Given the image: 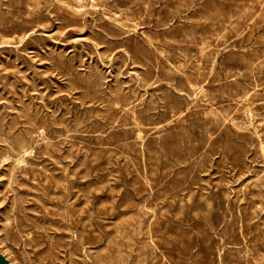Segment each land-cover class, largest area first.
Listing matches in <instances>:
<instances>
[{
    "label": "rangeland",
    "instance_id": "obj_1",
    "mask_svg": "<svg viewBox=\"0 0 264 264\" xmlns=\"http://www.w3.org/2000/svg\"><path fill=\"white\" fill-rule=\"evenodd\" d=\"M1 1L0 257L7 264H264V0Z\"/></svg>",
    "mask_w": 264,
    "mask_h": 264
},
{
    "label": "bare ground",
    "instance_id": "obj_2",
    "mask_svg": "<svg viewBox=\"0 0 264 264\" xmlns=\"http://www.w3.org/2000/svg\"><path fill=\"white\" fill-rule=\"evenodd\" d=\"M1 1V0H0ZM17 1V0H16ZM34 1V0H33ZM46 1H48V0H46ZM72 1V0H71ZM105 1V0H104ZM155 1V0H154ZM180 1V0H179ZM261 1V0H260ZM2 2V1H1ZM15 2V1H14ZM61 2V1H60ZM81 2V1H80ZM108 2H110L109 0H108ZM141 2V1H140ZM148 2V1H147ZM163 2H164V0H163ZM173 2V1H172ZM178 2V1H177ZM196 2V1H195ZM201 2V1H200ZM206 2V1H205ZM258 2V1H257ZM264 2V1H263ZM34 3H36V2H34ZM69 3V2H68ZM145 3V2H144ZM161 3V2H160ZM174 3V2H173ZM179 3H181V1L179 2ZM197 3H199V2H197ZM196 3V4H197ZM2 4H4V3H2ZM33 4V3H32ZM54 4V3H53ZM60 4H62V3H60ZM71 4V3H70ZM106 4V3H105ZM139 4V3H138ZM156 4V3H155ZM193 4H195V3H193ZM5 5V4H4ZM15 5L17 6V4H16V2H15ZM26 5V4H25ZM46 5H49V4H46ZM68 5V4H67ZM76 5V4H75ZM79 5V4H78ZM83 5V4H82ZM179 5V4H178ZM192 5V4H191ZM200 5H201V3H200ZM203 5V4H202ZM60 6V5H59ZM66 6V5H65ZM72 6V5H71ZM95 6V5H94ZM115 6V5H114ZM179 6H181V4L179 5ZM215 6V5H214ZM18 7H20V6H18ZM29 7V6H28ZM35 7V6H34ZM80 7H82V6H80ZM151 7V6H150ZM157 7V6H156ZM184 7V6H183ZM204 7V6H203ZM24 8V7H23ZM36 8V7H35ZM176 8V7H175ZM193 8V7H192ZM250 8V7H249ZM34 9V8H33ZM69 9V8H68ZM116 9V8H115ZM144 9V8H143ZM148 9H150V8H148ZM177 10H178V8H176ZM194 9V8H193ZM218 9V8H217ZM4 10H5V8H4ZM7 10V9H6ZM150 10H152V9H150ZM179 10H181V9H179ZM184 10V9H183ZM216 10V9H215ZM74 11V10H73ZM102 11V10H101ZM139 11V10H138ZM146 11V10H145ZM204 11V10H203ZM240 11V10H239ZM2 12V11H1ZM0 12V13H1ZM30 12H33V11H30ZM43 12V11H42ZM70 12H72V11H70ZM76 12H78V11H76ZM148 12V11H147ZM152 12V11H151ZM172 12V11H171ZM182 12V11H181ZM185 12V11H184ZM245 12V11H244ZM37 13V12H36ZM68 13V12H67ZM111 13V12H110ZM192 13H193V11H192ZM205 13V12H204ZM219 13H220V11H219ZM4 14V13H3ZM12 14V13H11ZM26 14V13H25ZM61 14V13H60ZM73 14V13H72ZM148 14V13H147ZM221 14V13H220ZM244 14V13H243ZM242 14V15H243ZM250 14V13H249ZM248 14V15H249ZM41 15V14H40ZM126 15V14H125ZM212 15H214V14H212ZM219 15V14H218ZM223 15V14H222ZM227 15V14H226ZM225 15V16H226ZM2 16V15H1ZM12 16V15H11ZM26 16V15H25ZM24 16V17H25ZM29 16H32L31 15V13H30V15ZM77 16H78V14H77ZM109 16V15H108ZM149 16V15H148ZM168 16H169V13H168ZM217 16V15H216ZM220 16V15H219ZM231 16V15H230ZM245 16V15H244ZM260 16V15H259ZM3 17V16H2ZM5 17V16H4ZM8 17V16H7ZM22 17V16H21ZM111 17V16H110ZM116 17V16H115ZM167 17V16H166ZM172 17H173V15H172ZM179 17V16H178ZM203 17H204V15H203ZM212 17V16H211ZM237 17H238V15H237ZM13 18V17H12ZM38 18H39V15H38ZM77 18H79V17H77ZM105 18V17H104ZM113 18V17H112ZM169 18V17H168ZM187 18V17H186ZM215 17H213V19H214ZM245 18V17H244ZM243 18V19H244ZM252 18V17H251ZM250 18V19H251ZM260 18V17H259ZM5 19V18H4ZM7 19V18H6ZM26 19V18H25ZM119 19V18H118ZM126 19V18H125ZM132 19V18H131ZM144 19V18H143ZM173 19V18H172ZM189 18H187V20H188ZM236 19V18H235ZM246 19V18H245ZM258 19V18H257ZM14 20V19H13ZM22 20V19H21ZM31 20V19H30ZM109 20V19H108ZM148 20V19H147ZM151 20V19H150ZM163 20V19H162ZM166 20V19H165ZM169 20V19H168ZM218 20H220L219 18H218ZM225 20V19H224ZM236 20H238V19H236ZM242 20V19H241ZM17 21V20H16ZM133 21H134V19H133ZM155 21H156V19H155ZM167 21V20H166ZM165 21V22H166ZM201 21H202V19H201ZM208 21V20H207ZM13 22V21H12ZM19 22V21H18ZM130 22V21H129ZM136 22V21H135ZM151 22V21H150ZM191 22V21H190ZM204 22V21H203ZM239 22V21H238ZM254 22V21H253ZM142 23V22H141ZM140 23V24H141ZM171 23V22H170ZM186 23V22H185ZM195 23V22H194ZM198 23V22H197ZM206 23V22H205ZM204 23V24H205ZM231 23V22H230ZM260 23V22H259ZM258 23V24H259ZM264 23V22H263ZM2 24V23H1ZM11 24V23H10ZM10 24H9V26H10ZM24 24V23H23ZM114 24V23H113ZM143 24V23H142ZM212 24V23H211ZM240 24H241V22H240ZM261 24V23H260ZM3 25V24H2ZM17 25V24H16ZM128 25V24H127ZM131 25V24H130ZM139 25V24H138ZM199 25H201V24H199ZM4 26V25H3ZM14 26V25H13ZM19 26V25H18ZM132 26V25H131ZM198 26V25H197ZM264 26V25H263ZM20 27V26H19ZM130 27V26H129ZM179 27V26H178ZM230 27V26H229ZM25 28V27H24ZM26 28H29V27H26ZM122 28V27H121ZM138 28V27H137ZM234 28V27H233ZM240 28V27H239ZM12 29V28H11ZM21 29H22V26H21ZM20 29V30H21ZM247 29V28H246ZM249 29V28H248ZM3 30V29H2ZM19 30V31H20ZM126 30V29H125ZM136 30V29H135ZM214 30V29H213ZM1 31V30H0ZM3 31H5V30H3ZM10 31V30H9ZM129 31V30H128ZM186 31V30H185ZM215 31V30H214ZM21 32V31H20ZM198 32V31H197ZM230 32V31H229ZM5 33H7V31L5 32ZM127 33V32H126ZM132 33V32H131ZM188 33V32H187ZM226 33V32H225ZM203 34V33H202ZM134 35V34H133ZM216 35V34H215ZM184 36V35H183ZM191 36V35H190ZM223 36V35H222ZM231 36V35H230ZM238 36V35H237ZM17 37V36H16ZM198 37V36H197ZM211 37V36H210ZM209 37V38H210ZM226 37V36H225ZM136 38H138V37H136ZM187 38V37H186ZM206 38V37H205ZM232 38V37H231ZM243 38V37H242ZM252 38H253V36H252ZM17 39V38H16ZM134 39V38H133ZM139 39V38H138ZM180 39V38H179ZM221 39V38H220ZM255 39V38H254ZM185 40V39H184ZM197 40H198V38H197ZM134 41V40H133ZM166 41V40H165ZM226 41V40H225ZM150 42H152V41H150ZM181 42V41H180ZM183 42V41H182ZM184 43V42H183ZM199 43H200V41H199ZM210 43V42H209ZM208 43V44H209ZM212 43V42H211ZM210 43V44H211ZM150 44V43H149ZM172 44V43H171ZM200 44H202V43H200ZM203 45V44H202ZM205 47V46H204ZM209 47V46H208ZM242 47V46H241ZM257 48V47H256ZM198 49V48H197ZM204 49H207V48H204ZM236 49V48H235ZM193 51V50H192ZM197 51V50H196ZM195 51V52H196ZM234 51H236V50H234ZM261 51V50H260ZM155 52V51H154ZM181 52V51H180ZM156 53V52H155ZM206 53H208V51L206 52ZM236 53V52H235ZM161 54V53H160ZM163 54V53H162ZM193 54V53H192ZM210 54H211V51H210ZM23 55V54H22ZM203 55V54H202ZM226 55V54H225ZM229 55V54H228ZM24 56V55H23ZM169 56H170V54H169ZM181 56V55H180ZM191 56V55H190ZM210 56V55H209ZM161 57V56H160ZM173 57V56H172ZM188 57H189V55H188ZM212 57V56H211ZM215 57V56H214ZM21 58H22V56H21ZM24 58V57H23ZM165 58V57H164ZM166 58H168V57H166ZM184 58V57H183ZM199 58V57H198ZM256 58V57H255ZM60 60H61V58H60ZM187 60V59H186ZM240 60H243V59H240ZM162 61V60H161ZM183 61V60H182ZM217 61V60H216ZM60 62H62V61H60ZM160 62V61H159ZM186 62V61H185ZM188 62V61H187ZM198 62V61H197ZM69 63V62H68ZM147 63V62H146ZM152 63V62H151ZM199 63V62H198ZM210 63V62H209ZM245 63V62H244ZM251 63V62H250ZM261 63V62H260ZM150 64V63H149ZM170 64V63H169ZM173 64V63H172ZM215 64V63H214ZM218 64V63H217ZM171 65V64H170ZM173 65H176V64H173ZM263 65V64H262ZM154 66H156V65H154ZM197 66V65H196ZM153 67V66H152ZM159 67H160V65H159ZM195 67V66H194ZM258 67V66H257ZM182 68V67H181ZM217 68H219V67H217ZM165 69H167L166 67H165ZM174 69V68H173ZM183 69V68H182ZM197 69V68H196ZM214 69V68H213ZM246 69V68H245ZM254 69V68H253ZM256 69V68H255ZM148 70H150V69H148ZM168 70V69H167ZM178 70H180V69H178ZM195 70V69H194ZM262 70V69H261ZM172 71V70H171ZM185 71V70H184ZM213 71V70H212ZM216 71V70H215ZM170 72V71H169ZM177 72V71H176ZM199 72V71H198ZM211 73V72H210ZM231 73V72H230ZM244 73H246V72H244ZM199 74V73H198ZM204 74V73H203ZM206 74V73H205ZM221 74V73H220ZM169 75V74H168ZM181 75V74H180ZM202 75V74H201ZM262 75V74H261ZM96 77V76H95ZM198 77V76H197ZM255 77V76H254ZM83 78V77H82ZM81 78V79H82ZM87 78V77H86ZM152 78V77H151ZM150 78V79H151ZM157 78V77H156ZM77 79V78H76ZM166 79H167V77H166ZM20 80H24V79H20ZM72 80H73V78H72ZM84 80V79H83ZM82 80V81H83ZM149 80V79H148ZM152 81V80H151ZM159 81V80H158ZM174 81V80H173ZM146 82V81H145ZM148 82V81H147ZM81 83V82H80ZM142 83V82H141ZM150 83V82H149ZM255 83V82H254ZM154 84V83H153ZM174 84V83H173ZM182 84V83H181ZM26 85H28V84H26ZM174 86V85H173ZM146 87V86H145ZM180 87V86H179ZM182 87V86H181ZM257 87H259V86H257ZM261 87V86H260ZM263 87V86H262ZM96 88V87H95ZM101 88V87H100ZM144 88V87H143ZM160 88V87H159ZM146 89H147V87H146ZM162 89H163V87H162ZM167 89V88H166ZM182 89V88H181ZM194 89V88H193ZM18 90V89H17ZM96 90V89H95ZM149 90V89H148ZM159 90V89H158ZM195 90V89H194ZM202 90H205V89H202ZM201 91V90H200ZM209 91V90H208ZM211 91H214L213 89L211 90ZM22 92V91H21ZM117 92H119V91H117ZM154 92H155V90H154ZM163 92V91H162ZM168 92V91H167ZM175 92V91H174ZM186 92H188V91H186ZM203 92H205V91H203ZM229 92V91H228ZM23 93V92H22ZM21 93V94H22ZM97 93H98V91H97ZM166 93V92H165ZM169 93V92H168ZM201 93H202V91H201ZM227 93V91L225 92V94ZM149 94V93H148ZM167 94V93H166ZM98 95V94H97ZM123 95V94H122ZM224 95V94H223ZM253 95V94H252ZM262 95V94H261ZM106 96H108V95H106ZM116 96H117V94H116ZM152 96V95H151ZM151 96H150V98H151ZM166 96V95H165ZM225 96V95H224ZM254 96V95H253ZM24 97V96H23ZM29 97V96H28ZM122 97V96H121ZM120 97V98H121ZM162 97V96H161ZM167 97V96H166ZM184 97V96H183ZM192 97V96H191ZM194 97V96H193ZM192 97V98H193ZM206 97H207V95H206ZM251 97V96H250ZM102 98V97H101ZM115 98V97H114ZM123 98V97H122ZM160 98V97H159ZM163 98V97H162ZM173 98V97H172ZM209 98V97H208ZM216 98V97H215ZM153 99V98H152ZM169 99V98H168ZM167 99V100H168ZM185 100H187L186 98H184ZM211 99H213V97L211 98ZM115 100H117V99H115ZM121 100V99H120ZM125 100V99H124ZM127 100V99H126ZM132 100V99H131ZM163 100V99H162ZM197 100V99H196ZM207 100V99H206ZM122 101V100H121ZM154 101V100H153ZM152 101V102H153ZM170 101V100H169ZM172 101V100H171ZM178 101H179V99H178ZM183 101V100H182ZM104 102V101H103ZM118 102V101H117ZM149 102V101H148ZM147 102V103H148ZM185 102H187V101H185ZM126 103V102H125ZM145 103V102H144ZM143 103V104H144ZM166 103V102H165ZM203 103V102H202ZM258 103V102H257ZM260 103V102H259ZM110 104H112V103H110ZM131 104H134V103H131ZM146 104V103H145ZM176 104H177V102H176ZM185 104V103H184ZM108 105H109V102H108ZM114 105V104H113ZM121 105H122V103H121ZM179 105V104H178ZM186 105V104H185ZM124 106V105H123ZM122 106V107H123ZM140 106V105H139ZM148 106V105H147ZM147 106H146V108H147ZM152 106V105H151ZM159 106V105H158ZM168 106V105H167ZM180 106V105H179ZM188 106V105H187ZM4 107V106H3ZM138 107V106H137ZM144 107V106H143ZM160 107V106H159ZM165 107V106H164ZM248 107V106H247ZM0 108H1V106H0ZM110 108H111V106H110ZM112 108H113V106H112ZM112 108H111V110H112ZM119 108V107H118ZM135 108V107H134ZM169 108V107H168ZM176 108V107H175ZM179 108V107H178ZM180 108H182V106L180 107ZM195 108V107H194ZM230 108V107H229ZM242 108V107H241ZM142 109H144V108H142ZM149 109V108H148ZM157 109V108H156ZM25 110V109H24ZM133 110H135V109H133ZM137 110V109H136ZM145 110V109H144ZM175 110H177V109H175ZM180 110V109H179ZM179 110H178V112H179ZM188 110H190V109H188ZM243 110V109H242ZM248 110V109H247ZM246 110V111H247ZM27 110H25V112H26ZM28 111H30V110H28ZM148 111V110H147ZM168 111V110H167ZM216 111V110H215ZM239 111V110H238ZM4 112V111H3ZM129 112V111H128ZM131 112V111H130ZM135 112V111H134ZM138 112V111H137ZM142 112V111H141ZM140 112V113H141ZM145 112V111H144ZM170 112V111H169ZM168 112V113H169ZM196 112V111H195ZM112 113V112H111ZM212 112H210V114H211ZM219 113V112H218ZM221 113V112H220ZM225 113H226V111H225ZM247 113V112H246ZM251 113V112H250ZM31 114V113H30ZM117 114H119V113H117ZM127 114V113H126ZM167 114V113H166ZM170 114H172V113H170ZM177 114V113H176ZM180 114V113H179ZM189 114V113H188ZM195 114V113H194ZM227 114V113H226ZM229 114H231V113H229ZM4 115V114H3ZM8 115H10V113L8 114ZM20 115H22V114H20ZM37 115H39V114H37ZM136 115V114H135ZM142 115V114H141ZM149 115V114H148ZM191 115V114H190ZM196 115H198V113L196 114ZM204 115H206V114H204ZM215 115H217L216 113H215ZM244 115V114H243ZM32 116V115H31ZM35 116V115H34ZM33 116V117H34ZM103 116H105V115H103ZM111 116V115H110ZM116 116H118V115H116ZM126 116V115H125ZM151 116V115H150ZM168 116V115H167ZM209 116V115H208ZM225 116V115H224ZM21 117V116H20ZM130 117V116H129ZM132 117V116H131ZM138 117H140L139 115H138ZM180 117H181V115H180ZM217 117V116H216ZM252 117V116H251ZM260 117H262V116H260ZM6 118V117H5ZM23 118H24V116H23ZM25 118H27V117H25ZM42 118V117H41ZM110 118V117H109ZM118 118V117H117ZM122 118H123V116H122ZM141 118V117H140ZM148 118V117H147ZM152 118H154V116L152 117ZM159 118V117H158ZM164 118V117H163ZM193 118V117H192ZM219 118V117H218ZM247 118V117H246ZM99 119V118H98ZM126 119V118H125ZM144 119V118H143ZM150 119V118H149ZM169 119V118H168ZM3 120H4V118H3ZM27 120V119H26ZM45 120H47V119H45ZM82 120V119H81ZM84 120V119H83ZM103 120H104V118H103ZM110 120H111V118H110ZM120 120V119H119ZM128 120V119H127ZM139 120H141V119H139ZM138 120V121H139ZM145 120V119H144ZM151 120V119H150ZM159 120H161V119H159ZM165 120H167V119H165ZM164 120V121H165ZM184 120V119H183ZM182 120V121H183ZM202 120H203V118H202ZM245 120V119H244ZM25 121V120H24ZM52 121V120H51ZM99 121V120H98ZM108 120H106V122H107ZM157 121V120H156ZM174 121V120H173ZM172 121V122H173ZM197 121V120H196ZM200 121V120H199ZM249 121V120H248ZM259 121V120H258ZM2 122H4V121H2ZM55 122V121H54ZM113 122V121H112ZM115 122V121H114ZM131 122V121H130ZM133 122V121H132ZM137 122V121H136ZM147 122V121H146ZM150 122V121H149ZM171 122V123H172ZM224 122V121H223ZM0 123H1V121H0ZM8 123H9V121H8ZM11 123V122H10ZM22 123V122H21ZM20 123V124H21ZM78 123V122H77ZM108 123V122H107ZM138 123V122H137ZM150 123H152V122H150ZM170 123V122H169ZM207 123H209V122H207ZM212 123H214V122H212ZM237 123V122H236ZM23 124V123H22ZM28 124V123H27ZM44 124V123H43ZM46 124H47V122H46ZM116 124V123H115ZM123 124V123H122ZM139 124V123H138ZM156 124V123H155ZM161 124H162V122H161ZM190 124V123H189ZM192 124V123H191ZM241 124V123H240ZM4 125V124H3ZM52 125V124H51ZM81 125V124H80ZM133 125V124H132ZM201 125V124H200ZM221 125V124H220ZM243 125H244V123H243ZM15 126H16V124H15ZM67 126V125H66ZM100 126V125H99ZM126 126H128V125H126ZM134 126V125H133ZM146 126L148 127V124H146ZM175 126V125H174ZM182 126V125H181ZM242 126V125H241ZM244 126H246V125H244ZM6 127V126H5ZM4 127V128H5ZM21 127V126H20ZM22 127H24V126H22ZM26 127V126H25ZM36 127V126H35ZM48 127V126H47ZM57 127V126H56ZM79 127H81V126H79ZM104 127V126H103ZM118 127V126H117ZM186 127V126H185ZM197 127V126H196ZM252 127V126H251ZM3 128V129H4ZM14 128H16V127H14ZM13 127L11 128V129H14ZM34 128V127H33ZM53 128V127H52ZM65 128V127H64ZM75 128V127H74ZM122 128V127H121ZM128 128V127H127ZM163 128V127H162ZM172 128V127H171ZM203 128H204V126H203ZM241 128V127H240ZM253 128V127H252ZM257 128V127H256ZM2 129V128H1ZM22 130H23V128H21ZM25 129V128H24ZM32 129V128H31ZM30 129V130H31ZM37 129V128H36ZM45 129V128H44ZM51 129V128H50ZM114 129V128H113ZM154 129V128H153ZM160 129V128H159ZM173 129V128H172ZM178 129V128H177ZM184 129V128H183ZM190 129H191V127H190ZM212 129H214V128H212ZM218 129V128H217ZM18 130V129H17ZM33 130V129H32ZM47 130V129H46ZM45 130V131H46ZM75 130V129H74ZM80 130V129H79ZM82 130V129H81ZM97 130V129H96ZM131 130V129H130ZM182 130V129H181ZM219 130V129H218ZM34 131V130H33ZM48 132H49V130H47ZM58 131H60V130H58ZM164 131V130H163ZM175 131V130H174ZM178 131H180V130H178ZM208 131V130H207ZM238 131V130H237ZM250 131V130H249ZM254 131V130H253ZM47 132V133H48ZM69 132V131H68ZM79 132V131H78ZM104 132V131H103ZM107 132V131H106ZM120 131H118V133H119ZM158 132V131H157ZM2 132H0V134H1ZM4 133H6V132H4ZM11 133V132H10ZM13 133V132H12ZM20 133V132H19ZM63 133V132H62ZM101 133V132H100ZM115 133H116V131H115ZM130 133V132H129ZM138 133V132H137ZM156 133V132H155ZM200 133V132H199ZM205 133V132H204ZM203 133V134H204ZM210 132H208V134H209ZM221 133V132H220ZM17 134V133H16ZM63 134H65V133H63ZM117 134V133H116ZM173 135H174V133H172ZM171 134V135H172ZM201 134V133H200ZM207 134V135H208ZM215 134V133H214ZM213 134V135H214ZM222 134V133H221ZM258 134V133H257ZM2 135V134H1ZM11 135V134H10ZM13 135V134H12ZM30 135V134H29ZM28 135V136H29ZM62 135V134H61ZM66 135V134H65ZM80 135V134H79ZM119 135V134H118ZM129 135V134H128ZM159 135V134H158ZM183 135V134H182ZM243 135V134H242ZM5 136V135H4ZM9 136V135H8ZM60 136V135H59ZM71 136V135H70ZM72 136H74V135H72ZM111 136V135H110ZM151 136V135H150ZM184 136V135H183ZM251 136V135H250ZM6 137V136H5ZM10 137V136H9ZM21 137H23V136H21ZM20 137V138H21ZM31 137V136H30ZM46 137H47V135H46ZM65 137V136H64ZM80 137V136H79ZM84 137V136H83ZM115 137V136H114ZM152 137V136H151ZM261 137V136H260ZM17 138V137H16ZM62 138V137H61ZM70 138V137H69ZM82 138V137H81ZM107 138H108V136H107ZM131 138V137H130ZM161 138V137H160ZM170 138V137H169ZM191 138V136L188 138V139H190ZM255 138V137H254ZM2 139V138H1ZM12 139V138H11ZM44 139V138H43ZM56 139V138H55ZM109 139V138H108ZM112 139V138H111ZM151 139V138H150ZM159 139V138H158ZM166 139V138H165ZM171 139V138H170ZM174 139V138H173ZM192 139V138H191ZM3 140V139H2ZM10 140V139H9ZM30 140V139H29ZM28 139H27V141H29ZM46 140V139H45ZM79 140V139H78ZM81 140V139H80ZM83 140V139H82ZM81 140V141H82ZM114 140H115V138H114ZM146 140V139H145ZM153 140V139H152ZM164 140V139H163ZM169 140V139H168ZM194 140V139H193ZM205 140H209V139H205ZM240 140V139H239ZM252 140V139H251ZM1 141V140H0ZM24 141V140H23ZM26 141V142H27ZM71 141V140H70ZM85 142H87L86 140H84ZM83 141V142H84ZM90 141V140H89ZM185 141H186V139H185ZM215 141V140H214ZM214 141H212V142H214ZM248 141V140H247ZM255 141V140H254ZM8 142V141H7ZM12 142V141H11ZM13 142H15V141H13ZM79 142V141H78ZM112 142V141H111ZM189 142H192V140L191 141H189ZM243 142H244V140H243ZM242 142V143H243ZM19 143V142H18ZM22 142H20V144H21ZM54 143V142H53ZM70 143H72V142H70ZM100 143V142H99ZM115 143V142H114ZM145 143V142H144ZM172 143H173V141H172ZM195 143V142H194ZM241 143V142H240ZM257 143V142H256ZM15 144H16V142H15ZM34 144V143H33ZM60 144V143H59ZM72 144H74V143H72ZM71 144V145H72ZM134 144V143H133ZM132 144V145H133ZM171 144V143H170ZM212 144V143H211ZM252 144V143H251ZM258 144H259V142H258ZM9 145V144H8ZM19 145V144H18ZM117 145V144H116ZM138 145V144H137ZM157 145V144H156ZM155 145V146H156ZM179 145V144H178ZM182 145V144H181ZM245 145V144H244ZM262 145V144H261ZM17 146V145H16ZM19 146H22V145H19ZM34 146H35V144H34ZM38 146V145H37ZM60 146V145H59ZM91 146V145H90ZM125 146V145H124ZM151 146H153V145H151ZM168 146H170V145H168ZM176 146H177V144H176ZM212 146V145H211ZM256 146H258V145H256ZM23 147V146H22ZM25 147H26V145H25ZM31 147V146H30ZM39 147H40V145H39ZM42 148H43V146H41ZM61 147H62V145H61ZM72 147V146H71ZM70 147V148H71ZM95 147H97V146H95ZM121 147H122V145H121ZM120 147V148H121ZM126 147V146H125ZM138 147H139V145H138ZM160 147V146H159ZM158 147V148H159ZM164 147V146H163ZM198 147V146H197ZM223 147V146H222ZM17 148V147H16ZM50 148V147H49ZM89 148V147H88ZM94 148V147H93ZM114 148V147H113ZM153 148V147H152ZM151 148V149H152ZM168 148V147H167ZM249 148V147H248ZM30 149V148H29ZM28 149V150H29ZM66 149V148H65ZM69 149V148H68ZM72 149V148H71ZM122 149V148H121ZM150 149V150H151ZM155 149H156V147H155ZM155 149H154V151H155ZM165 149H166V147H165ZM164 149V150H165ZM177 148H175V150H176ZM246 149V148H245ZM250 149V148H249ZM248 149V150H249ZM258 149V148H257ZM261 149V148H260ZM3 150V149H2ZM9 150V149H8ZM14 150V149H13ZM17 150V149H16ZM52 150V149H51ZM73 150V149H72ZM149 150V149H148ZM174 150V151H175ZM263 150V149H262ZM22 151V150H21ZM25 151V150H24ZM60 151H61V149H60ZM98 151V150H97ZM146 151V150H145ZM180 151H182V150H180ZM198 151V150H197ZM221 151H223V150H221ZM5 152V151H4ZM18 152V151H17ZM39 152V151H38ZM50 152V151H49ZM66 152V151H65ZM70 152V151H69ZM72 153H73V151H71ZM103 152H104V150H103ZM141 152V151H140ZM151 152H153V151H151ZM164 152H166V151H164ZM177 152H178V149H177ZM183 152V151H182ZM246 152H248V151H246ZM259 152V151H258ZM257 152V153H258ZM6 153H8V152H6ZM12 153H14V152H12ZM57 153H58V151H57ZM68 153V152H67ZM127 153V152H126ZM136 153H139V152H136ZM143 153V152H142ZM150 153V152H149ZM5 154V153H4ZM41 154V153H40ZM66 154V153H65ZM70 154V153H69ZM131 154V153H130ZM160 154V153H159ZM187 154V153H186ZM3 155V154H2ZM47 155H48V153H47ZM97 155V154H96ZM103 155H105V154H103ZM121 155H123V154H121ZM126 155V154H125ZM143 155H144V153H143ZM151 155V154H150ZM155 155H156V153H155ZM163 155V154H162ZM242 155V154H241ZM261 155V154H260ZM264 155V154H263ZM16 156H18V155H16ZM66 156H67V154H66ZM70 156V155H69ZM138 156V155H137ZM158 156V158H159V155H157ZM178 156V155H177ZM204 156V155H203ZM26 157V156H25ZM38 157V156H37ZM164 157V156H163ZM193 157V156H192ZM230 157V156H229ZM246 157V156H245ZM10 158H11V156H10ZM22 158H23V156H22ZM99 158H101V157H99ZM134 158V157H133ZM157 158V157H156ZM155 158V159H156ZM205 158V157H204ZM3 159V158H2ZM38 159V158H37ZM45 159V158H44ZM66 159V158H65ZM109 159V158H108ZM123 159V158H122ZM126 159V158H125ZM136 159H138V158H136ZM145 159V158H144ZM164 159H166V158H164ZM199 159V158H198ZM5 160V159H4ZM23 160V159H22ZM25 160H26V158H25ZM36 160V159H35ZM67 160V159H66ZM152 160V159H151ZM171 160V159H170ZM19 161V160H18ZM24 161V160H23ZM64 161V160H63ZM106 161V160H105ZM113 161V160H112ZM129 161V160H128ZM139 161V160H138ZM156 161H158V160H156ZM29 162H31V161H29ZM33 162V161H32ZM39 162V161H38ZM65 162V161H64ZM68 162H70V161H68ZM88 162V161H87ZM115 162V161H114ZM146 162V161H145ZM161 162V161H160ZM241 162V161H240ZM5 163V162H4ZM22 163V162H21ZM49 163H50V161H49ZM63 163V162H62ZM109 163V162H108ZM128 163V162H127ZM136 163V162H135ZM138 163H140V162H138ZM146 163H148V162H146ZM150 163V162H149ZM153 163V162H152ZM152 163H151V165H152ZM66 164V163H65ZM110 164H111V162H110ZM117 164V163H116ZM166 164H167V162H166ZM180 164V163H179ZM196 164V163H195ZM247 164V163H246ZM134 165V164H133ZM132 165V166H133ZM172 165V164H171ZM170 165V166H171ZM175 165V164H174ZM242 165V164H241ZM5 166H7V164L5 165ZM10 166V165H9ZM14 166V165H13ZM12 166V168L14 169V167ZM24 166V165H23ZM121 166H123V165H121ZM136 166H137V164H136ZM142 166V165H141ZM160 166H162V164L160 165ZM164 166V165H163ZM25 167V166H24ZM69 167V166H68ZM126 167H127V165H126ZM165 167H166V165H165ZM184 167H186V166H184ZM242 167V166H241ZM9 168V167H8ZM7 168V169H8ZM56 168V167H55ZM59 168V167H58ZM70 168V167H69ZM139 168H140V166H139ZM149 168V167H148ZM172 168H173V166H172ZM4 169V168H3ZM6 169V168H5ZM11 169V168H10ZM9 169V170H10ZM60 169V168H59ZM109 169V168H108ZM127 169V168H126ZM129 169V168H128ZM135 169V168H134ZM138 169V168H137ZM141 169V168H140ZM143 169V168H142ZM161 169V168H160ZM194 169V168H193ZM22 170V169H21ZM28 170V169H27ZM33 170V169H32ZM31 170V171H32ZM51 170V169H50ZM115 170V169H114ZM130 170V169H129ZM154 170V169H153ZM184 170V169H183ZM2 171V170H1ZM13 171V170H12ZM17 171H20V170H17ZM49 171V170H48ZM128 171V170H127ZM190 171V170H189ZM4 172V171H3ZM6 172V171H5ZM14 172V171H13ZM39 172H41V171H39ZM60 172V171H59ZM62 172V171H61ZM64 172V171H63ZM131 172V171H130ZM134 172V171H133ZM164 172H165V170H164ZM16 173V172H15ZM123 173V172H122ZM121 173V174H122ZM143 173V172H142ZM152 173H154V172H152ZM183 173V172H182ZM5 174V173H4ZM18 174V173H17ZM31 174V173H30ZM133 174V173H132ZM151 174V173H150ZM159 174V173H158ZM194 174H196V173H194ZM19 175V174H18ZM44 175V174H43ZM51 175V174H50ZM61 175V174H60ZM137 175V174H136ZM141 175V174H140ZM155 175V174H154ZM157 175V174H156ZM169 175V174H168ZM173 175V174H172ZM184 175V174H183ZM182 175V176H183ZM197 175V174H196ZM9 176V175H8ZM11 176H13V174L11 175ZM40 176V175H39ZM121 176V175H120ZM129 176H131V175H129ZM181 176V175H180ZM194 176V175H193ZM199 176V175H198ZM7 177V176H6ZM20 177H21V175H20ZM35 177V176H34ZM49 177V176H48ZM65 177V176H64ZM117 177V176H116ZM122 177V176H121ZM128 177V176H127ZM163 177V176H162ZM173 177V176H172ZM18 178V177H17ZM63 178V177H62ZM194 178V177H193ZM197 178V177H196ZM198 178H200V177H198ZM49 179H50V177H49ZM65 179V178H64ZM118 179V178H117ZM130 179V178H129ZM153 179H154V177H153ZM13 180H14V178H13ZM20 180V179H19ZM28 180H29V178H28ZM71 180V179H70ZM106 180V179H105ZM127 180V179H126ZM132 180V179H131ZM130 180V181H131ZM145 180V179H144ZM171 180V179H170ZM191 180V179H190ZM25 181V180H24ZM39 181V180H38ZM53 181V180H52ZM68 181V180H67ZM140 181V180H139ZM158 181V180H157ZM162 181V180H161ZM177 181V180H176ZM262 181V180H261ZM18 182V181H17ZM46 182V181H45ZM80 182V181H79ZM103 182V181H102ZM120 182V181H119ZM160 182V181H159ZM180 182H181V180H180ZM4 183V182H3ZM9 183V182H8ZM12 183V182H11ZM47 183V182H46ZM70 183V182H69ZM68 183V184H69ZM92 183V182H91ZM124 183V182H123ZM157 183V182H156ZM173 183V182H172ZM183 183V182H182ZM15 184V183H14ZM33 184H34V182H33ZM53 184V183H52ZM73 184V183H72ZM80 184H82V183H80ZM126 184V183H125ZM125 184H124V186H125ZM148 184V183H147ZM6 185V184H5ZM19 185V184H18ZM44 185H46V184H44ZM128 185V184H127ZM126 185V186H127ZM144 185V184H143ZM154 185H155V183H154ZM161 185V184H160ZM167 185H169V184H167ZM194 185V184H193ZM4 186V185H3ZM7 186V185H6ZM5 186V187H6ZM9 186H11V185H9ZM16 186V185H15ZM21 186V185H20ZM39 186H40V184H39ZM38 186V187H39ZM46 186H48V185H46ZM46 186H45V188H46ZM54 187H55V185H53ZM123 186V185H122ZM129 186H130V184H129ZM141 186V185H140ZM139 186V187H140ZM150 186H151V184H150ZM164 186V185H163ZM5 187H3V188H5ZM36 187V186H35ZM59 187H61V186H59ZM64 187V186H63ZM133 187V186H132ZM145 187V186H144ZM153 187V186H152ZM160 187V186H159ZM162 187V186H161ZM9 188V187H8ZM14 188H16V187H14ZM22 188V187H21ZM49 188H51V186L49 187ZM130 188H131V186H130ZM157 188V187H156ZM164 188V187H163ZM181 188V187H180ZM260 188V187H259ZM2 189V188H1ZM48 189V188H47ZM60 189V188H59ZM58 189V190H59ZM62 189V188H61ZM97 189V188H96ZM98 189H100V188H98ZM104 189V188H103ZM125 189V188H124ZM142 189V188H141ZM148 189V188H147ZM147 189H145V190H147ZM3 190V189H2ZM5 190V189H4ZM55 190V189H54ZM66 190V189H65ZM123 190V189H122ZM137 190V189H136ZM151 190H154V189H152L151 188ZM162 190V189H161ZM168 190V189H167ZM174 190V189H173ZM17 191V190H16ZM22 191V190H21ZM47 191V190H46ZM63 191V190H62ZM71 191V190H70ZM73 191V190H72ZM82 191V190H81ZM99 191V190H98ZM104 191V190H103ZM126 191V190H125ZM148 191V190H147ZM176 191H177V189H176ZM2 192H4V191H2ZM1 192V193H2ZM24 192V191H23ZM32 192V191H31ZM48 192V191H47ZM146 192V191H145ZM154 192V191H153ZM156 192H158V191H156ZM179 192V191H178ZM9 193V192H8ZM27 193V192H26ZM35 193V192H34ZM50 193V192H49ZM63 193V192H62ZM66 193V192H65ZM72 193V192H71ZM126 193H129V192H126ZM176 193V192H175ZM263 193H264V191H263ZM6 194V193H5ZM15 194V193H14ZM19 194V193H18ZM31 194V193H30ZM69 194V193H68ZM86 193H84V195H85ZM90 194H93V192L92 193H90ZM131 194V193H130ZM75 195H76V193H75ZM116 195V194H115ZM157 195V194H156ZM166 195V194H165ZM8 196V195H7ZM37 196V195H36ZM41 196V195H40ZM90 196H92V195H90ZM135 196V195H134ZM153 196V195H152ZM5 197V196H4ZM14 197V196H13ZM22 197V196H21ZM78 197H80V196H78ZM77 197V198H78ZM89 197V196H88ZM143 197V196H142ZM141 197V198H142ZM149 197V196H148ZM158 197V196H157ZM23 198H24V196H23ZM91 197H89V199H90ZM127 198V197H126ZM5 199V198H4ZM8 199V198H7ZM18 199V198H17ZM20 199V198H19ZM45 199V198H44ZM79 199V198H78ZM118 199V198H117ZM128 199V198H127ZM16 200V199H15ZM37 200V199H36ZM51 200V199H50ZM72 200V199H71ZM91 200H93V199H91ZM222 200V199H221ZM227 200V199H226ZM2 201V200H1ZM0 201V202H1ZM38 201V200H37ZM37 201H36V203H37ZM59 201V200H58ZM154 201H156V200H154ZM12 202H14V201H12ZM11 202V203H12ZM17 202V201H16ZM28 202V201H27ZM32 202V201H31ZM39 202V201H38ZM46 202V201H45ZM55 202V201H54ZM69 202V201H68ZM77 202V201H76ZM92 202V201H91ZM109 202L111 203V200H109ZM116 202V201H115ZM130 201H128V203H129ZM147 202V201H146ZM167 202V201H166ZM10 203V202H9ZM19 203H21V202H19ZM23 203V202H22ZM29 203V202H28ZM52 203V202H51ZM90 203V202H89ZM97 203V202H96ZM127 203V202H126ZM222 203V202H221ZM26 204V203H25ZM40 204V203H39ZM60 204H62V203H60ZM73 204V203H72ZM224 203H222V205H223ZM12 205V204H11ZM16 205V204H15ZM17 205H19V204H17ZM16 205V206H17ZM37 205V204H36ZM41 205V204H40ZM70 205V204H69ZM89 205V204H88ZM148 205V204H147ZM203 205H204V203H203ZM8 206V205H7ZM30 206V205H29ZM38 206V205H37ZM51 206H52V204H51ZM57 206H59V205H57ZM65 206V205H64ZM96 206V205H95ZM205 206V205H204ZM25 207V206H24ZM39 207V206H38ZM45 207V206H44ZM94 207V206H93ZM107 207V206H106ZM151 207V206H150ZM184 207V206H183ZM5 208V207H4ZM10 208H14V207H10ZM42 208V207H41ZM47 208V207H46ZM105 208V207H104ZM117 207H115V209H116ZM142 208V207H141ZM169 208V207H168ZM185 208V207H184ZM237 208H238V206H237ZM17 209V208H16ZM64 209V208H63ZM94 209V208H93ZM97 209V208H96ZM100 209V208H99ZM143 209V208H142ZM13 210V209H12ZM25 210V209H24ZM38 210V209H37ZM58 210V209H57ZM72 210V209H71ZM102 210V209H101ZM105 210H107V209H105ZM112 210V209H111ZM190 210V209H189ZM207 210H209V209H207ZM218 210V209H217ZM216 210V211H217ZM46 211H47V209H46ZM86 211H87V209H86ZM115 211V210H114ZM121 211V210H120ZM123 211H125V210H123ZM138 211H140V210H138ZM146 211V210H145ZM224 211V210H223ZM232 211H233V209H232ZM243 211V210H242ZM8 212V211H7ZM21 212V211H20ZM20 212H19V214H20ZM50 212V211H49ZM59 212H61V211H59ZM73 212H74V210H73ZM97 212V211H96ZM100 212V211H99ZM131 212V211H130ZM148 212V211H147ZM159 212V211H158ZM8 213H10V212H8ZM40 213V212H39ZM52 213H54V212H52ZM56 213V212H55ZM81 213V212H80ZM79 213V214H80ZM83 213V212H82ZM112 213V212H111ZM114 213V212H113ZM112 213V214H113ZM150 213V212H149ZM186 213H189V212H186ZM216 213V212H215ZM229 213V212H228ZM30 214V213H29ZM105 214H108V213H105ZM116 214V213H115ZM137 214V213H136ZM144 214H145V212H144ZM146 214H148V213H146ZM235 214V213H234ZM238 214V213H237ZM246 214V213H245ZM244 214V215H245ZM9 215V214H8ZM31 215V214H30ZM34 215V214H33ZM45 215V214H44ZM48 215V214H47ZM51 215V214H50ZM61 215V214H60ZM59 215V216H60ZM75 215H76V213H75ZM122 215V214H121ZM149 215V214H148ZM225 215H226V212H225ZM230 215H231V213H230ZM13 216V215H12ZM17 216V215H16ZM21 216V215H20ZM22 216H24V215H22ZM54 216V215H53ZM134 216V215H133ZM161 218L163 217V216H161V215H159ZM205 216V215H204ZM208 216V215H207ZM234 216V215H233ZM241 216V215H240ZM19 217V216H18ZM34 217V216H33ZM37 217V216H36ZM51 217V216H50ZM54 217H56V216H54ZM58 217V216H57ZM79 217V216H78ZM94 217V216H93ZM111 217V216H110ZM113 217V216H112ZM132 217V216H131ZM130 217V218H131ZM149 217H151V216H149ZM191 217V216H190ZM215 217V216H214ZM219 217H221V216H219ZM250 217H252V216H250ZM255 217H257V216H255ZM21 218V217H20ZM40 218H42V217H40ZM46 218V217H45ZM68 218V217H67ZM156 218V217H155ZM165 218V217H164ZM171 218V217H170ZM183 218V217H182ZM187 218V217H186ZM226 218V217H225ZM224 218V219H225ZM15 219V218H14ZM22 219V218H21ZM24 219H25V217H24ZM39 219V218H38ZM52 219V218H51ZM128 219V218H127ZM150 219V218H149ZM173 219V218H172ZM181 219V218H180ZM209 219V218H208ZM218 219V218H217ZM241 219V218H240ZM6 220V219H5ZM10 220V219H9ZM30 220V219H29ZM35 220V219H34ZM33 220V221H34ZM47 220V219H46ZM61 220V219H60ZM102 220V219H101ZM106 220V219H105ZM133 220H134V218H133ZM205 220V219H204ZM210 220V219H209ZM218 220H221V218L220 219H218ZM231 220V219H230ZM28 221V220H27ZM49 221V220H48ZM64 221V220H63ZM67 220H65V222H66ZM70 221V220H69ZM79 221V220H78ZM91 221V220H90ZM153 221V220H152ZM154 221H155V219H154ZM172 221V220H171ZM170 221V222H171ZM185 221H186V219H185ZM188 221V220H187ZM240 221V220H239ZM21 222V221H20ZM24 222H26V221H24ZM34 222H36V221H34ZM39 222V221H38ZM93 222V221H92ZM128 222H131V221H128ZM144 222V221H143ZM191 222V221H190ZM208 222V221H207ZM210 222H212V221H210ZM220 222V221H219ZM68 223V222H67ZM67 223H65V224H67ZM80 223V222H79ZM96 223V222H95ZM132 223V222H131ZM157 223V222H156ZM161 223V222H160ZM183 223V222H182ZM214 223V222H213ZM221 223H223V222H221ZM251 223V222H250ZM11 224V223H10ZM26 224V223H25ZM87 224V223H86ZM85 224V225H86ZM158 224V223H157ZM170 224V223H169ZM174 224V223H173ZM2 225V224H1ZM4 225H5V223H4ZM37 225V224H36ZM59 225V224H58ZM77 225H78V223H77ZM80 225V224H79ZM78 225V226H79ZM95 225V224H94ZM93 225V226H94ZM98 225V224H97ZM109 225V224H108ZM111 225V224H110ZM132 225V224H131ZM153 225V224H152ZM159 225V224H158ZM175 225V224H174ZM188 225V224H187ZM231 225V224H230ZM230 225H228V228H229V226ZM241 225V224H240ZM252 225V224H251ZM7 226V225H6ZM31 226V225H30ZM42 226V225H41ZM62 226V225H61ZM126 226V225H125ZM129 226V225H128ZM169 226V225H168ZM173 226V225H172ZM215 226V225H214ZM232 226H233V224H232ZM248 226V225H247ZM264 226V225H263ZM70 227V228H69ZM68 228L69 229H71L72 227H73V223L71 224L70 223V226H69ZM80 227V226H79ZM84 227V226H83ZM88 227H89V225H88ZM103 227V226H102ZM6 228V227H5ZM40 228V227H39ZM44 228V227H43ZM82 228V227H81ZM113 228H115V227H113ZM142 228V227H141ZM203 228V227H202ZM211 228H213V227H211ZM219 228V227H218ZM225 228V227H224ZM223 228V229H224ZM232 228V227H231ZM238 228V227H237ZM251 228V227H250ZM249 228V229H250ZM116 229V228H115ZM126 229H127V227H126ZM144 229V228H143ZM146 229V228H145ZM209 229V228H208ZM241 229V228H240ZM46 230V229H45ZM53 230V229H52ZM76 230V229H75ZM102 230V229H101ZM104 230V229H103ZM109 230V229H108ZM117 230V229H116ZM167 230V229H166ZM184 230V229H183ZM243 230V229H242ZM2 231V230H1ZM4 231H6V230H4ZM38 231H40V230H38ZM53 231H55V229L53 230ZM53 231H51V232H53ZM79 231V230H78ZM77 231V232H78ZM88 231V230H87ZM91 231V230H90ZM115 231V230H114ZM113 231V232H114ZM118 231V230H117ZM149 231V230H148ZM170 231V230H169ZM172 231V230H171ZM222 231V230H221ZM259 231V230H258ZM36 232V231H35ZM57 232V231H56ZM84 232V231H83ZM108 232V231H107ZM231 232H232V230H231ZM17 233V232H16ZM61 233V232H60ZM102 233H103V231H102ZM125 233V232H124ZM225 233V232H224ZM229 233V232H228ZM233 233V232H232ZM12 234V233H11ZM10 234V235H11ZM19 234V233H18ZM49 234V233H48ZM47 234V235H48ZM62 234V233H61ZM75 234V233H74ZM126 234V233H125ZM150 234V233H149ZM163 234V233H162ZM167 234V233H166ZM220 234H222V233H220ZM5 235V234H4ZM13 235H14V233H13ZM54 235V234H53ZM63 235V234H62ZM67 235V234H66ZM71 235V234H70ZM161 235V234H160ZM224 235H226L227 236V234H224ZM230 235V234H229ZM234 235V234H233ZM236 235V234H235ZM238 235V234H237ZM242 235V234H241ZM15 236V235H14ZM26 236V235H25ZM128 236V235H127ZM153 236H154V234H153ZM164 236V235H163ZM216 236V235H215ZM225 236V237H226ZM2 237V236H1ZM19 237V236H18ZM28 237V236H27ZM40 237V236H39ZM38 237V238H39ZM65 237H67V236H65ZM69 237H72V236H69ZM112 237V236H111ZM116 237V236H115ZM126 237V236H125ZM132 237V236H131ZM136 237V236H135ZM159 237V236H158ZM157 237V238H158ZM162 237V236H161ZM198 237V236H197ZM229 237V236H228ZM233 237V236H232ZM235 237V236H234ZM233 237V238H234ZM6 238V237H5ZM4 238V239H5ZM32 238V237H31ZM73 238H75V236L73 237ZM117 238V237H116ZM184 238V237H183ZM215 238V237H214ZM220 238H222V237H220ZM47 239V238H46ZM49 239V238H48ZM76 239V238H75ZM103 239V238H102ZM112 239V238H111ZM156 239V238H155ZM172 239V238H171ZM202 239V238H201ZM244 239V238H243ZM29 240V239H28ZM31 240V239H30ZM149 240H150V238H149ZM193 240V239H192ZM225 240V239H224ZM264 240V239H263ZM75 241V240H74ZM73 240L72 241H70L69 242V245L68 246H71L70 247V249H68V252H69V254L70 255H72V251H73V245H74V242ZM96 241V240H95ZM100 241V240H99ZM113 241V240H112ZM144 241V240H143ZM195 241V240H194ZM197 241H200V240H197ZM211 241H214V240H211ZM26 242V241H25ZM37 242V241H36ZM80 242H81V240H80ZM118 242V241H117ZM119 242H121V241H119ZM157 242V241H156ZM196 242V241H195ZM258 242V241H257ZM22 243V242H21ZM38 243V242H37ZM47 243V242H46ZM68 243V242H67ZM66 243V244H67ZM77 243V242H76ZM99 243V242H98ZM137 243H138V241H137ZM136 243V244H137ZM153 243H154V241H153ZM157 243H159V241L157 242ZM170 243V242H169ZM186 243V242H185ZM194 243V242H193ZM200 243V242H199ZM206 243V242H205ZM225 243V242H224ZM86 243L83 241V242H81V245L80 246H84ZM114 244V243H113ZM146 244V243H145ZM150 244V243H149ZM188 244V243H187ZM222 244V243H221ZM2 245V244H1ZM13 245V244H12ZM32 245V244H31ZM35 245V244H34ZM78 245V244H77ZM121 245V244H120ZM120 245H118V246H120ZM124 245V244H123ZM215 245V244H214ZM225 245V244H224ZM228 245H229V243H228ZM26 245L24 244V247H25ZM33 246V245H32ZM49 246V245H48ZM116 246V245H115ZM125 246V245H124ZM132 246V245H131ZM171 246V245H170ZM169 246V247H170ZM174 246V245H173ZM180 246V245H179ZM197 246V245H196ZM210 246V245H209ZM234 246V245H233ZM4 247V246H3ZM36 247V246H35ZM101 247V246H100ZM114 247V246H113ZM133 247V246H132ZM134 247H135V245H134ZM154 247V246H153ZM175 247V246H174ZM204 247V246H203ZM252 247H254V246H252ZM10 248V247H9ZM75 248V247H74ZM79 248V247H78ZM82 248V247H81ZM215 248V247H214ZM217 248V247H216ZM4 249H5V247H4ZM15 249V248H14ZM23 249V248H22ZM42 249V248H41ZM116 249H117V247H116ZM127 249V248H126ZM163 249H165V248H163ZM176 249V248H175ZM206 248H204V250H205ZM257 249H259V248H257ZM16 250V249H15ZM25 250V249H24ZM36 250V249H35ZM66 250H67V248H66ZM131 250V249H130ZM234 250V249H233ZM241 250V249H240ZM247 250V249H246ZM29 251V250H28ZM43 251V250H42ZM50 251V250H49ZM59 251V250H58ZM76 251V250H75ZM109 251V250H108ZM122 251V250H121ZM128 251V250H127ZM132 252H133V250H131ZM154 251V250H153ZM175 251V250H174ZM178 251V250H177ZM180 251V250H179ZM183 251V250H182ZM199 251V250H198ZM228 251V250H227ZM235 251V250H234ZM236 251H237V249H236ZM242 251H244L243 249H242ZM255 251V250H254ZM62 252V251H61ZM67 252V253H68ZM79 252V251H78ZM181 252V251H180ZM180 252H179V254H180ZM16 253V252H15ZM35 253V252H34ZM77 253V252H76ZM129 253V252H128ZM219 253V252H218ZM225 253V252H224ZM228 253V252H227ZM14 254V253H13ZM17 254V253H16ZM18 254H19V252H18ZM29 254H31V253H29ZM38 254V253H37ZM45 254H47V253H45ZM56 254V253H55ZM61 254V253H60ZM66 254V253H65ZM82 254V253H81ZM98 254V253H97ZM101 254V253H100ZM103 254V253H102ZM153 254H154V252H153ZM8 255V254H7ZM21 255H23V254H21ZM25 255V254H24ZM23 255V256H24ZM59 255V254H58ZM89 255V254H88ZM118 255V254H117ZM181 255V254H180ZM186 255V254H185ZM229 255V254H228ZM227 255V256H228ZM245 255V254H244ZM262 255V254H261ZM9 256V255H8ZM27 256V255H26ZM33 256V255H32ZM35 256V255H34ZM39 256V255H38ZM85 256V255H84ZM179 256V255H178ZM189 256V254L187 255V257ZM220 256V255H219ZM260 256V255H259ZM69 257V256H68ZM92 257V256H91ZM103 257V256H102ZM110 257H112V255L110 256ZM133 257V256H132ZM137 257H138V255H137ZM144 257V256H143ZM192 257V256H191ZM190 257V258H191ZM241 257V256H240ZM248 257V256H247ZM246 257V258H247ZM15 258V257H14ZM18 258V257H17ZM33 258V257H32ZM40 258V257H39ZM50 258V257H49ZM94 258V257H93ZM116 258V257H115ZM131 258V257H130ZM186 258V257H185ZM23 259V258H22ZM26 259V258H25ZM24 259V260H25ZM30 259V258H29ZM34 259V258H33ZM69 259V258H68ZM117 259V258H116ZM119 259V258H118ZM132 259V258H131ZM143 259V258H142ZM198 259V258H197ZM230 259V258H229ZM248 259H250V258H248ZM90 260V259H89ZM109 260V259H108ZM107 260V261H108ZM144 260V259H143ZM190 260V259H189ZM194 260V259H193ZM226 260V259H225ZM233 260V259H232ZM231 260V261H232ZM235 260V259H234ZM29 261V260H28ZM40 261V260H39ZM41 261H42V259H41ZM47 261V260H46ZM88 261V260H87ZM93 261V260H92ZM110 261V260H109ZM118 261V260H117ZM121 261V260H120ZM125 261V260H124ZM127 261V260H126ZM213 261H215V260H213ZM249 261V260H248ZM25 262V261H24ZM104 262V261H103ZM130 262V261H129ZM142 262V261H141ZM180 263H182L181 261H179ZM193 262V261H192ZM247 262V261H246ZM33 263H35V262H33ZM41 263V262H40ZM65 262H63V264H64ZM100 263V262H99ZM128 263V262H127ZM191 263V262H190ZM196 263V262H195ZM194 263V264H195ZM237 263V262H236ZM43 264V263H42ZM59 264V263H58ZM87 264H97V262H88ZM122 264V263H121ZM166 264V263H165ZM173 264V263H172ZM223 264H225V263H223ZM231 264V263H230ZM248 264V263H247Z\"/></svg>",
    "mask_w": 264,
    "mask_h": 264
},
{
    "label": "water",
    "instance_id": "obj_3",
    "mask_svg": "<svg viewBox=\"0 0 264 264\" xmlns=\"http://www.w3.org/2000/svg\"><path fill=\"white\" fill-rule=\"evenodd\" d=\"M0 264H7V263L3 260V258L0 257Z\"/></svg>",
    "mask_w": 264,
    "mask_h": 264
}]
</instances>
